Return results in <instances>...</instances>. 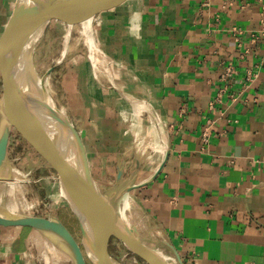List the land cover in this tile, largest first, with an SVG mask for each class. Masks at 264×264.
<instances>
[{
	"label": "crops",
	"instance_id": "crops-1",
	"mask_svg": "<svg viewBox=\"0 0 264 264\" xmlns=\"http://www.w3.org/2000/svg\"><path fill=\"white\" fill-rule=\"evenodd\" d=\"M14 1L0 0V40ZM93 19L115 86L90 81L79 55L61 56L52 72L78 117L69 120L101 192L113 188L107 179L117 166L124 185L141 183L164 159L149 183L118 199L123 211L128 198L133 204L141 240L168 253L166 243L173 245L183 264H264V49L249 40L264 29V0H109ZM233 27L243 32L240 46ZM227 64L236 74L218 96ZM248 68L256 75L243 87ZM125 95L144 101L158 121L154 129L149 117L144 130L158 152L150 153L155 166L145 155L130 156L136 137L122 117ZM39 236L0 227V264H41Z\"/></svg>",
	"mask_w": 264,
	"mask_h": 264
},
{
	"label": "water",
	"instance_id": "water-1",
	"mask_svg": "<svg viewBox=\"0 0 264 264\" xmlns=\"http://www.w3.org/2000/svg\"><path fill=\"white\" fill-rule=\"evenodd\" d=\"M107 1L109 0L14 1L0 40V171L3 167L5 169L8 160L11 132L17 130L19 135L32 145L56 174L58 185L62 187L66 195L63 199L78 225L79 240L57 216L11 211L4 204V198L0 201V227H24L37 231L62 249L70 258L71 264H119L106 249L109 237L116 239L117 245L125 246L145 264H171L156 256L155 251L158 250L150 248L141 240L138 228L131 223H126L125 218L119 215L114 204L115 200L131 190L149 183L160 171L164 159L158 164L150 180L141 183L130 182L119 190L115 188L123 170L117 166L114 186L105 195L90 172L86 149L78 131L64 112L55 105L44 85L46 76L52 71L54 65L38 79L42 95L49 97L53 103L50 110L56 116L59 127L73 138V161L68 160L66 156L63 141L59 138L60 134L51 135L50 130H47L22 101L21 59L25 54L28 37L38 22L46 20L48 23L51 18L61 14L63 10L76 6L99 5L96 11L98 13ZM139 102L145 104L148 118L150 117L153 121L147 104L144 101ZM152 125L154 129H159L157 120H154ZM160 149V157H163L165 148L161 146ZM6 179H8L6 172L5 175L0 174V184H5ZM166 245L170 249L173 263L183 264L175 247L168 243ZM162 247L161 245L158 249L161 250Z\"/></svg>",
	"mask_w": 264,
	"mask_h": 264
},
{
	"label": "rangeland",
	"instance_id": "rangeland-1",
	"mask_svg": "<svg viewBox=\"0 0 264 264\" xmlns=\"http://www.w3.org/2000/svg\"><path fill=\"white\" fill-rule=\"evenodd\" d=\"M95 16L96 14L93 16V18H95ZM66 23L67 21L65 15L61 12V14H58L53 18H51V20L45 25L43 31L39 35L38 39L35 41L34 46L30 52L32 67L35 73L37 74V76L41 77L42 74L49 67L53 65L55 67V65L59 64L61 56L65 57L66 59H69L72 58V56L79 55L77 60H79L80 63L82 62L87 66L88 74H89L88 77L89 80L91 81L92 79L95 78V76H93L94 73H93L92 65L87 57L86 47L83 44L82 40L79 38L80 27L78 23H75L73 25V28L69 36L70 40L68 39L67 49L64 52V54L61 55L63 37L67 31ZM93 25H94V19L91 21V27H93ZM92 31H94V27ZM105 65L107 67L109 66L108 69L110 71V75H108L107 73H101L98 78H95V80L98 82L99 87L101 86L108 87L112 85L115 86L112 77L113 75L115 76L117 74L112 70V67L110 66L111 64L107 62V59ZM58 75L59 73L57 72L54 73L50 71V73H48V75L46 76L44 85L47 89L48 95L51 97L55 105L64 112V114L68 119L71 118L73 120H77L78 117L72 114L73 110L68 107L71 100L68 98L67 95L61 94L64 92L63 88L62 91H60L61 93L60 94L58 93V90L61 89L58 83L59 82ZM124 97L126 99L121 100L122 102L121 107H123L125 110L122 113V117H124V119L126 120V126L129 128L127 133L130 134L131 139H133V136L137 138V140L136 138H134V143H131L132 153L130 154V156L131 155L133 156V153L134 155L140 153L139 155H145V157L151 161L152 165L155 166L158 160H154V157L153 156L151 157L150 155V153L154 152L153 151L154 147H151L150 145L152 144L146 142V140H149L148 138L151 137V134L149 130H147V132L144 131L146 126L147 127L150 126L147 112L144 109L140 111L137 116L133 115V110H132L133 108L131 105L132 103L130 102L134 99L131 97L129 98V96L126 95ZM130 99L132 100L130 101ZM132 119L136 122L131 121ZM148 129H150V127ZM142 135H146L145 136L146 139L141 138ZM10 139H11V143L8 149V160L5 166L6 176L9 179H6L5 181L9 183L13 182V184H16L15 185L16 189L20 192L19 194L16 191V198L20 199L21 197H23V200L26 204V209L18 207L19 209L17 208L18 210L16 212L40 214V215L51 214L57 216L72 232V234L79 240L78 225L72 213L70 212L66 201L59 194L60 186L58 185V179L56 178V174L51 170V168L43 160V158L36 152V150L32 147V145L29 142L25 141L19 135L17 130H13L11 132ZM137 142L138 143L141 142L146 145H142L144 147H139V145L136 144ZM155 153L156 152L153 153L154 156L157 155V153L156 155ZM90 159L92 161V172L96 177L99 178L98 171L100 169V165L98 163L97 156L90 155ZM13 168H14L13 171L15 172L12 171ZM52 175L55 176V178L50 177ZM114 178L115 175L113 173L109 174V179H107L109 186L112 185V183L114 182ZM97 181L99 182V184L102 183L101 181H99V179H97ZM130 182H134V181L132 180ZM125 183L126 181L123 180L121 177L118 180L115 189L116 190L121 189ZM101 188L105 193L107 192L106 187L103 186ZM127 195L129 194L127 193L126 195H123L122 198ZM127 202L124 204V209H126V211H123L120 208L121 202L118 199L115 200L114 204L118 209L119 215L124 218L126 217L125 218V221L127 220L126 223L128 222L133 224L139 219V216L138 213L133 208V204L131 203L129 198ZM39 239L41 243L39 244V246H37V252L40 256L41 264H71V262L68 260H64V261L58 260V262H56L57 260L53 259L50 256V254L47 252L43 244L44 237L40 235ZM145 244L152 249L158 250L155 251V254L157 256H161L163 259L166 260V262L175 264L173 263L174 260L170 253L159 250L157 247H155V245H153V243H145ZM106 249L108 253L119 264H145L133 253H131L125 246H123L122 244L117 245V240L112 237H109L107 239Z\"/></svg>",
	"mask_w": 264,
	"mask_h": 264
},
{
	"label": "bare ground",
	"instance_id": "bare-ground-1",
	"mask_svg": "<svg viewBox=\"0 0 264 264\" xmlns=\"http://www.w3.org/2000/svg\"><path fill=\"white\" fill-rule=\"evenodd\" d=\"M98 8H99V5L76 6V7L67 8L66 10H63V12H62L65 15V18L67 21V23H66L67 31L63 37L61 55H63L67 49L68 39L70 36V32L73 28V25L75 23H78L79 27H80L79 38L82 40L83 44L86 47L87 57L91 62L95 78H98L101 73H107L108 75H110V71L108 69L109 66L107 67L105 65L106 64V56L101 51V49L98 47L96 41L94 40L92 27H91V21H92L93 15L96 13ZM46 24H47L46 20L38 22V24L36 25V27L34 28L32 33L28 37V41H27L26 46H25V54L23 55V57L21 59V68H23V71L20 73L21 84H22V101H23L25 107L28 110H30V112L32 114L36 115L38 117V119L45 125L47 130L48 131L50 130L51 135L55 136V135L60 134L59 138H61V140L63 141L62 145L66 149V156H67L68 160L73 161L74 160L73 138L68 132L62 130L59 127V125L57 123L56 116L50 110V107L53 106V103L49 99V97H44L42 95V93H41L42 89H41L40 81H39L38 76L36 75L35 71L32 68V65H31L32 60H31L30 52L34 46L35 41L38 39L39 35L43 31ZM131 100L132 99H130V101ZM130 103H132L131 105L133 108L132 109L133 115H135V116H137L140 111L145 109V104H143L139 101L132 100ZM153 121H154V119H153ZM159 128H160V126H159ZM58 131H60V132L58 133ZM13 170H14V168L12 169V171ZM13 172H15V171H13ZM0 174L5 175L4 167L0 171ZM15 185L16 184H13V182H10V183L5 182V185L0 184V201L3 200V198H4V200H3L4 204L11 211H17L19 208H25L26 209V204L23 200V197H21V195H20V197H21L20 199L16 198V191L19 194H20V192L16 189ZM59 190H60V193H59L60 196L62 198H65L66 195H65V192L63 191L61 186H60ZM25 209H24V211H25ZM43 244H44L47 252L50 254V256L53 259L57 260L56 262H58V260L59 261H64V260L70 261V258L68 257V255L62 249L55 246L53 243L48 241L46 238H44ZM43 253H44V251H43ZM157 257L159 259H161L162 261L166 262V260L163 259L161 256H157Z\"/></svg>",
	"mask_w": 264,
	"mask_h": 264
},
{
	"label": "built area",
	"instance_id": "built-area-1",
	"mask_svg": "<svg viewBox=\"0 0 264 264\" xmlns=\"http://www.w3.org/2000/svg\"><path fill=\"white\" fill-rule=\"evenodd\" d=\"M232 34L234 36V40H235L236 44L238 46H240L241 45V42H240L241 36L243 34L242 30L233 27L232 28ZM249 40L251 43H254V44L259 43L260 48L264 49V29H261L258 35L251 33ZM243 52L247 53V50L245 49ZM235 74H236V71H235V69H233L232 65L227 64V65L223 66L222 72L220 74V80L223 81L225 84H224V86L219 88L218 96L226 90V88H227L226 82L231 81ZM255 75H256V71L254 69H252V68L246 69L244 71V74H243L241 80H240L243 87H245L247 85V83L250 82L253 77H255Z\"/></svg>",
	"mask_w": 264,
	"mask_h": 264
}]
</instances>
